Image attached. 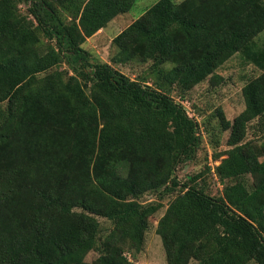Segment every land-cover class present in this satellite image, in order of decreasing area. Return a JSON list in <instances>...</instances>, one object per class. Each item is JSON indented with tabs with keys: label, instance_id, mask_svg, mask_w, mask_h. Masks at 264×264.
<instances>
[{
	"label": "trees",
	"instance_id": "trees-1",
	"mask_svg": "<svg viewBox=\"0 0 264 264\" xmlns=\"http://www.w3.org/2000/svg\"><path fill=\"white\" fill-rule=\"evenodd\" d=\"M136 1L0 0V264H134L163 208L151 192L175 195L157 225L166 264H264V0H159L93 63L85 43ZM238 54L257 75L233 121L215 115L229 149L182 183L203 139L184 100ZM133 62L141 79L117 68Z\"/></svg>",
	"mask_w": 264,
	"mask_h": 264
},
{
	"label": "rangeland",
	"instance_id": "rangeland-1",
	"mask_svg": "<svg viewBox=\"0 0 264 264\" xmlns=\"http://www.w3.org/2000/svg\"><path fill=\"white\" fill-rule=\"evenodd\" d=\"M158 1L137 0L130 12L118 16L105 29L90 38L85 43L84 48L91 53L92 62L110 63L111 56L114 53V48L112 47L113 39ZM175 1L181 2L183 0ZM18 11L26 15V5L20 4ZM263 40L264 32L258 36L257 42L259 43ZM117 68L131 79L138 80L145 76L148 64L133 62L126 66H117ZM219 74L224 77L223 83L213 86L207 80L191 90L184 100V106L188 114L195 118L201 127L203 139L195 158L191 161L181 163L177 168L176 176L182 183L188 182L191 177L198 173L205 172L206 167L210 166L211 158L214 163L215 153L225 152L229 149L227 146L229 131H221L220 122L215 118V115L218 110H221L224 112L227 120L233 121L243 111L244 100L242 88L247 79L256 76L257 72L254 71L252 65H247L242 56L238 54L219 69ZM149 81L150 85L154 83L153 79ZM172 96L177 101H182V98L175 92ZM255 134V131L250 129L248 131V138H254ZM212 174L205 173L204 178L206 181L203 183V186L209 194L219 197L222 195L223 185ZM161 195L157 192H151L146 194L142 199L146 203L161 200L163 208L150 219V228L146 234V244L143 251L137 255L127 253L134 264L167 263L161 238L157 234V225L160 218L164 215L169 202L175 195L163 196L162 199ZM100 221V236L103 238L111 228V223L104 219ZM98 256V251H92L88 254L86 261L91 263Z\"/></svg>",
	"mask_w": 264,
	"mask_h": 264
},
{
	"label": "built area",
	"instance_id": "built-area-1",
	"mask_svg": "<svg viewBox=\"0 0 264 264\" xmlns=\"http://www.w3.org/2000/svg\"><path fill=\"white\" fill-rule=\"evenodd\" d=\"M210 161H211V163H210V166L212 167V168H214V163H213V161H212V158L210 159Z\"/></svg>",
	"mask_w": 264,
	"mask_h": 264
},
{
	"label": "crops",
	"instance_id": "crops-1",
	"mask_svg": "<svg viewBox=\"0 0 264 264\" xmlns=\"http://www.w3.org/2000/svg\"><path fill=\"white\" fill-rule=\"evenodd\" d=\"M259 44L264 47V40L262 42L260 41Z\"/></svg>",
	"mask_w": 264,
	"mask_h": 264
}]
</instances>
